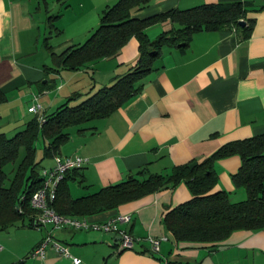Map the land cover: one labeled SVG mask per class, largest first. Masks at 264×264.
<instances>
[{
    "label": "crops",
    "instance_id": "obj_1",
    "mask_svg": "<svg viewBox=\"0 0 264 264\" xmlns=\"http://www.w3.org/2000/svg\"><path fill=\"white\" fill-rule=\"evenodd\" d=\"M116 1L0 0V88L7 95V101L0 104V132L8 136L22 130L35 116L28 111L33 104H40L39 114L47 115L71 94L79 93L81 98L70 102L74 105L136 63L138 41L132 37L112 58L79 70L47 69L53 63L46 41L52 46L50 39L61 37L66 45L62 50L82 44L98 27L103 10ZM235 1L246 2L247 17L254 19L247 39L235 29H222L196 32L186 46H163L152 71L142 80L139 94L108 117L83 124L79 127L84 128L82 132L77 127L69 131L58 154L88 159L68 181L72 198L116 184L141 169L167 173L175 165L202 161L225 143L264 133V0H150L132 15L145 18L172 8ZM172 27L178 26L157 23L146 34L154 40ZM95 70H103L98 82ZM46 82L47 89L41 86ZM41 139L44 146L46 141ZM46 162L40 163L39 172L51 167L52 157ZM240 162L237 155L215 161L217 183L211 192L225 191L234 202L239 201L237 197L240 201L246 198L245 190L236 188L231 180ZM14 168L7 175L9 182ZM191 197L181 182L86 216L91 223H102L116 214H128L130 220L119 227L139 239L133 249L117 252V239L101 231L41 227L33 228L36 233L29 251L50 234L78 259L76 264H264V229L235 231L215 246L176 242L162 219ZM16 226L26 227L22 223ZM162 235L167 240L161 241L158 253H151L147 238ZM30 259L32 264H73L51 246L44 257ZM18 261L27 263L14 250L0 251V264Z\"/></svg>",
    "mask_w": 264,
    "mask_h": 264
},
{
    "label": "trees",
    "instance_id": "obj_2",
    "mask_svg": "<svg viewBox=\"0 0 264 264\" xmlns=\"http://www.w3.org/2000/svg\"><path fill=\"white\" fill-rule=\"evenodd\" d=\"M149 2L117 0L103 10L98 27L82 44L70 45L59 53L54 52L46 41L53 62V67L47 69L53 72L79 70L112 58L132 37L138 41L139 55L127 72L116 76L111 84L98 88L78 104L71 106L70 102L82 95L73 93L54 111L43 115L44 121L39 122L35 115L11 137L0 132V231L17 223L35 228L32 225L35 211L29 200L42 185L40 161L59 153V148L69 139V127L76 126L77 131L82 132L84 128L79 127L86 122L108 117L139 94L142 80L152 71L163 46H186L196 32L222 29H235L247 39L254 25V19L247 17L249 6L241 1L200 4L188 9L172 8L145 18L133 17V11L145 8ZM239 20L245 24L240 25ZM167 21L178 27L150 40L146 29ZM41 86L50 87L48 82ZM6 101L7 95L0 88V104ZM39 138L46 143L42 158L36 160ZM21 149L24 154L14 168L9 185L4 186L8 179L4 167L17 161ZM232 155L239 156L241 162L231 180L236 188H243L246 192V198L238 202H231L225 191L211 192L217 183L215 161ZM77 171L66 172L57 186L52 206L59 214L72 217L95 215L182 182L189 189L191 199L170 209L162 219L176 242L215 246L235 231L264 229V133L225 143L202 161L191 160L175 165L167 173H147L146 169H141L116 184L72 198L68 181ZM12 264H22V261Z\"/></svg>",
    "mask_w": 264,
    "mask_h": 264
},
{
    "label": "built area",
    "instance_id": "obj_3",
    "mask_svg": "<svg viewBox=\"0 0 264 264\" xmlns=\"http://www.w3.org/2000/svg\"><path fill=\"white\" fill-rule=\"evenodd\" d=\"M40 104H33L28 111L38 116L39 122L44 121L43 115H40ZM53 165L49 168H43L40 172L42 185L30 197L29 204L35 211L32 225L35 228L51 227L52 229L71 228V229H91L101 231L107 234L118 235L116 241V251L120 252L125 249H133L139 239L133 237L125 230L119 227L122 223L130 220L128 214H116L113 218L102 223H91L86 217H72L59 214L52 206L56 197V189L59 182L64 178L66 172L81 169L88 159L79 155H60L55 154L52 157ZM166 235L159 237H148L151 253H158L161 241L167 240ZM51 246L56 253L65 258H70L73 264L78 263V259L71 256L68 248L53 239L48 234L42 241L37 244L30 252L31 257H44L46 248ZM2 247L0 246V249Z\"/></svg>",
    "mask_w": 264,
    "mask_h": 264
},
{
    "label": "rangeland",
    "instance_id": "obj_4",
    "mask_svg": "<svg viewBox=\"0 0 264 264\" xmlns=\"http://www.w3.org/2000/svg\"><path fill=\"white\" fill-rule=\"evenodd\" d=\"M49 43L53 46L54 51L57 53L60 52L66 46L62 43V38L59 36H55V35L50 39ZM44 51H45V53H48V52H46V50H44ZM51 62H52V60H51ZM102 75H103V70H95L94 71V77L96 78L95 81L97 80V82H98L99 77ZM57 82H59V79L57 80ZM96 85H98V84H96ZM96 89L93 88V90H95V91H96ZM95 91H92V93H94ZM92 93H89L88 95H84V98L82 100L87 98ZM81 101H79V102H81ZM78 103H76V104H78ZM76 104H74V105H76ZM74 105H71V106H74ZM75 127L76 126L69 127L68 131H71L72 129H76ZM14 134L15 133H13V132L9 133V135L7 137H11ZM42 146H43V143H42V139L40 138L36 142V150H37L36 151L37 152L36 158L38 160H40L43 156V150L41 148ZM23 154H24V151H23V149H21V151L19 153V158L17 159V161L14 163H9L5 166V171L8 175V177H10V175L12 173V169L14 168L16 163L19 162V160L21 159ZM47 160H48V158H45V159L41 160L40 162L44 164ZM49 163L50 162H46L45 165H48ZM52 165H53V163H52ZM8 184H9V179H6L4 182V185L8 186ZM238 198L239 197H237V200L240 201V199H238ZM231 201H233V202L235 201L233 199V197H232ZM34 230L35 229H33V228L18 227L16 225H14V226H10V227L0 231V246L2 247L0 251L1 252L3 251L5 253L8 250H14V251H16V253L19 255L20 258L27 260L26 264H32L31 259H30L31 256H30L29 250H30V246L32 244V241H34V238H35V236L33 237L34 233H36V231H34ZM28 260H30V261H28Z\"/></svg>",
    "mask_w": 264,
    "mask_h": 264
},
{
    "label": "water",
    "instance_id": "obj_5",
    "mask_svg": "<svg viewBox=\"0 0 264 264\" xmlns=\"http://www.w3.org/2000/svg\"><path fill=\"white\" fill-rule=\"evenodd\" d=\"M239 23H240V25H244L245 24V22L243 20H239ZM110 235L114 236L116 239H119L118 235H114V234H110Z\"/></svg>",
    "mask_w": 264,
    "mask_h": 264
}]
</instances>
